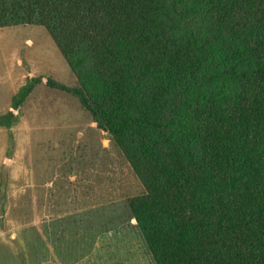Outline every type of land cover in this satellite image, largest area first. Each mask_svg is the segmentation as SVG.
Instances as JSON below:
<instances>
[{
	"label": "trees",
	"instance_id": "trees-1",
	"mask_svg": "<svg viewBox=\"0 0 264 264\" xmlns=\"http://www.w3.org/2000/svg\"><path fill=\"white\" fill-rule=\"evenodd\" d=\"M17 26L76 83L27 78L0 127L38 86L72 97L143 189L125 210L153 264H264V0H0Z\"/></svg>",
	"mask_w": 264,
	"mask_h": 264
},
{
	"label": "rangeland",
	"instance_id": "rangeland-1",
	"mask_svg": "<svg viewBox=\"0 0 264 264\" xmlns=\"http://www.w3.org/2000/svg\"><path fill=\"white\" fill-rule=\"evenodd\" d=\"M46 75L76 83L48 31L0 29V114L27 78ZM142 192L110 136L78 102L38 86L17 123L0 127V264H153L138 233L110 228L118 218L129 226L125 199ZM32 239L46 253L30 263Z\"/></svg>",
	"mask_w": 264,
	"mask_h": 264
},
{
	"label": "crops",
	"instance_id": "crops-1",
	"mask_svg": "<svg viewBox=\"0 0 264 264\" xmlns=\"http://www.w3.org/2000/svg\"><path fill=\"white\" fill-rule=\"evenodd\" d=\"M28 77H29V76H28ZM82 182H85V178L82 179ZM88 182L90 183L91 181H88ZM119 211H120L119 214H122L121 209H119ZM127 221H128V224H129L128 227H127V223L124 224V220H123V218H120V219L118 218V220H112V224H111V226H110L111 231H112V232H113V231H116V229H117L118 227L123 228V226H124V229H125V227L128 228L127 231L131 232L132 235H134L135 232L138 233V231H137V226H136L135 222L133 221V219L130 218V219H127ZM102 235H103V236H107L106 234H102ZM102 235H101V236H102ZM130 236H131V235H130Z\"/></svg>",
	"mask_w": 264,
	"mask_h": 264
}]
</instances>
